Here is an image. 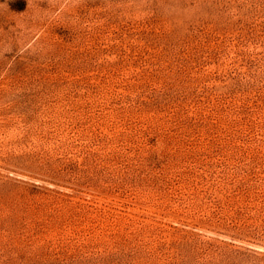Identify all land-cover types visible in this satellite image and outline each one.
Here are the masks:
<instances>
[{
    "label": "rangeland",
    "instance_id": "rangeland-1",
    "mask_svg": "<svg viewBox=\"0 0 264 264\" xmlns=\"http://www.w3.org/2000/svg\"><path fill=\"white\" fill-rule=\"evenodd\" d=\"M0 264H264V0H0Z\"/></svg>",
    "mask_w": 264,
    "mask_h": 264
}]
</instances>
